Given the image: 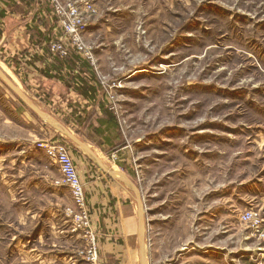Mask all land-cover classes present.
I'll list each match as a JSON object with an SVG mask.
<instances>
[{
	"label": "rangeland",
	"instance_id": "374dc122",
	"mask_svg": "<svg viewBox=\"0 0 264 264\" xmlns=\"http://www.w3.org/2000/svg\"><path fill=\"white\" fill-rule=\"evenodd\" d=\"M93 5L82 32L92 62L73 46L101 81L96 99L114 111L118 131L101 134L94 129L97 115L87 120L80 114L82 107L89 113L97 109L96 101L54 98L61 104L55 110L38 102L24 82L25 61L12 57V36L5 32L12 20L6 17L1 69L106 166L138 185L147 264H264V225L260 235L240 220L246 210L264 220L263 209L245 206L243 189L249 174L258 175L264 166V0H93ZM55 18L56 31L49 33L67 47L70 40ZM32 21L37 26L42 18ZM30 27L29 34L38 36L39 29ZM59 142L72 149L76 162L86 154L0 80V264H87L79 253L84 240L70 229L64 212L70 191L48 152ZM55 206H62L59 223L43 222L36 235V218L46 221ZM135 213L125 264H140ZM56 245L62 253L54 260Z\"/></svg>",
	"mask_w": 264,
	"mask_h": 264
},
{
	"label": "crops",
	"instance_id": "0c3cea01",
	"mask_svg": "<svg viewBox=\"0 0 264 264\" xmlns=\"http://www.w3.org/2000/svg\"><path fill=\"white\" fill-rule=\"evenodd\" d=\"M6 6L9 9L8 12L6 11L7 16L5 17L9 22L11 20L12 22L6 28L5 32H8L10 37L12 36L8 41V44L13 47L12 50L30 46L27 25L32 26L34 24L35 27L41 31L47 29V31L55 32L51 16L48 12L49 9L47 5H45L44 0H0V8H5ZM38 17H41L42 21L36 26V22L32 21V19H37ZM4 21L3 19L1 27L4 26ZM24 64L26 65L25 85L31 94L38 99L39 103L45 104V106H52L54 109L55 107L61 106V104H58V101L53 100L54 98L58 99L60 102H67L71 100L72 97L81 96V94L73 90V88L66 87L61 81L57 80V78L46 77L40 72V67L51 65L50 59H36L34 61L35 66ZM63 69L66 70L65 68ZM83 75L84 74H80V76ZM87 80L93 84L92 79ZM102 160L101 158V161ZM76 164L88 199L92 227L97 231L101 264L127 263L129 257L128 246L130 245V240H132L131 236L133 234V218L134 213H137V207L135 209L132 204L131 187L120 176L112 177L109 175L90 155L88 156L87 153L80 156ZM243 189L244 192H246L244 193L246 194L245 206L255 205L264 210V166L259 167L258 175L254 172L249 174V177L243 181ZM66 199L69 201L67 195ZM54 204L58 205L61 204V202L55 201ZM211 206L215 209L227 207L226 204H211ZM61 207L62 206H55V209L51 210L50 215L46 217V221L40 216L36 218V235L39 236L42 233L40 226L43 222H47L51 226L59 223L60 217L58 216L62 213ZM56 211L59 212L58 215ZM34 214H37V211H34ZM62 234L64 235L63 232L55 235L58 236ZM69 235H71L73 240H78L74 234L69 233ZM246 237H248L247 234ZM54 251L53 257L55 260L59 258L58 256H60L62 252H60L57 245ZM77 251L78 248L75 249L73 253L77 255ZM64 252L68 253L69 251L66 249Z\"/></svg>",
	"mask_w": 264,
	"mask_h": 264
},
{
	"label": "built area",
	"instance_id": "2783aa9c",
	"mask_svg": "<svg viewBox=\"0 0 264 264\" xmlns=\"http://www.w3.org/2000/svg\"><path fill=\"white\" fill-rule=\"evenodd\" d=\"M53 12L63 28L66 39L78 50L84 51L86 57L92 62L90 48L82 41V32L85 30L88 14L95 11L93 0H49ZM50 51L65 55L67 48L62 42V37L47 43ZM48 152L55 158L61 174V182L69 189L71 203L64 209L69 219L70 229L77 232L84 240L83 248L79 251L87 264H99L96 230L92 227L90 213L86 203L84 185L80 180L78 171L67 146L57 143L48 147ZM244 223L250 224L254 231L262 234L264 220L254 211L246 210L240 217Z\"/></svg>",
	"mask_w": 264,
	"mask_h": 264
},
{
	"label": "trees",
	"instance_id": "16d2710c",
	"mask_svg": "<svg viewBox=\"0 0 264 264\" xmlns=\"http://www.w3.org/2000/svg\"><path fill=\"white\" fill-rule=\"evenodd\" d=\"M44 1L46 5L48 4L47 5L49 9L48 12L51 16L52 24L54 25L55 23L54 20H56V18L53 12L52 5L49 0H44ZM6 14H7L6 9L0 8V37L2 36L3 33L1 23L3 18L6 16ZM37 32H38V36H35V34L33 33L29 34L30 47L21 48L20 50L17 48L13 49L14 51L11 52L13 54L12 57H14L16 60H24L25 61L24 63H26L27 65L30 64L31 66H35L34 61L36 59L37 60L50 59L51 61L50 66L45 65L44 67L39 68L40 72L43 75H45L46 77H55L57 78V80L61 81L66 87H71L73 88V90L81 94V97L87 100L96 101L97 109L94 108L93 110H91L90 112L91 114L88 111H86L84 107L80 109V114L85 113L86 114L85 118L87 120L90 118V115H97L95 118L97 122L94 126L95 131L101 134L104 133V135H107L108 133H112V130L118 131L119 123L117 121L114 111L109 107V105L96 99L98 90L100 89L99 85L101 81L99 80L98 76L95 74L93 70V66L90 64V62L88 60H85L82 57L81 53L77 51V49L70 43L67 44L66 47L67 52L65 55H61L59 53L56 52L54 53L50 51L47 45V43L53 37L52 34L49 33L50 31L44 32L41 30H37ZM36 46L37 49L35 48L36 51L34 50L35 54L34 53L31 54L32 53L31 50L34 49L33 47ZM27 53H29L30 57H27L28 56ZM63 68H65L66 70H64ZM80 74H84V75L80 76ZM85 77L89 80L92 79L93 84L88 82V80ZM118 134L119 133L117 132V134H115L114 136L118 138L119 137ZM108 140L109 142L114 143L112 142V139L110 137ZM69 151L71 153L72 149ZM74 151H76V149H74ZM73 161L74 163L76 162L74 158ZM87 204H88V199H87Z\"/></svg>",
	"mask_w": 264,
	"mask_h": 264
},
{
	"label": "water",
	"instance_id": "95a60500",
	"mask_svg": "<svg viewBox=\"0 0 264 264\" xmlns=\"http://www.w3.org/2000/svg\"><path fill=\"white\" fill-rule=\"evenodd\" d=\"M0 80L9 88L23 103H25L29 109H31L37 116L41 117L45 121L53 125L59 132L67 136L72 142H74L79 148L90 155L97 164L103 168L112 177L120 176L126 181L134 192V199L137 205V241H138V258L140 264H147L146 246H145V209L140 193V189L123 171L114 170L106 166L93 152L89 145L66 127L62 122L55 118L51 113L40 108V106L21 88L15 85L12 80L0 69Z\"/></svg>",
	"mask_w": 264,
	"mask_h": 264
},
{
	"label": "bare ground",
	"instance_id": "6f19581e",
	"mask_svg": "<svg viewBox=\"0 0 264 264\" xmlns=\"http://www.w3.org/2000/svg\"><path fill=\"white\" fill-rule=\"evenodd\" d=\"M0 69H1V67H0ZM2 70V69H1ZM3 71V70H2ZM4 72V71H3ZM5 73V72H4ZM6 74V73H5ZM7 75V74H6ZM8 76V75H7ZM9 77V76H8ZM10 78V77H9ZM11 79V78H10ZM12 80V79H11ZM12 82L15 84V85H17L13 80H12ZM19 88H21L19 85H17ZM94 152V151H93ZM94 154H95V152H94ZM96 155V154H95ZM97 156V155H96ZM98 157V156H97ZM99 158V157H98ZM100 159V158H99ZM112 169H114V170H117V169H115V168H112ZM134 196V195H133ZM137 214V213H136ZM136 228H137V226H136ZM136 236H137V234H136ZM146 245V244H145Z\"/></svg>",
	"mask_w": 264,
	"mask_h": 264
}]
</instances>
